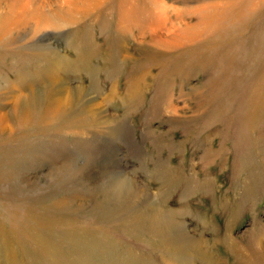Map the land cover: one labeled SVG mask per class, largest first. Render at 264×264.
<instances>
[{"label":"rangeland","instance_id":"374dc122","mask_svg":"<svg viewBox=\"0 0 264 264\" xmlns=\"http://www.w3.org/2000/svg\"><path fill=\"white\" fill-rule=\"evenodd\" d=\"M27 1L0 0V20ZM164 1L166 26L151 0H90L70 23L1 34L0 264H204L176 255L153 205L213 264H263L264 0ZM125 3L140 26L119 23ZM54 79L78 122L48 115ZM42 95L22 122L20 102Z\"/></svg>","mask_w":264,"mask_h":264},{"label":"bare ground","instance_id":"6f19581e","mask_svg":"<svg viewBox=\"0 0 264 264\" xmlns=\"http://www.w3.org/2000/svg\"><path fill=\"white\" fill-rule=\"evenodd\" d=\"M17 3H19V0H15ZM27 1V0H26ZM29 1V2H28ZM28 4H23L21 6L18 5H12L10 8V14H7L2 20H0V36L1 34L4 32H6V30L11 29L13 27H20L24 24L27 23L28 17H32L33 18H37V23L38 25H45V26H59L62 22H66V23H70L71 19H73V17L75 16L76 13H80L81 14L85 11L84 8L82 7L83 4H85L86 6L89 7V3L88 1L90 0H61V11H56L54 12V14L48 18H46L47 16L42 14L40 12V10H35V8L32 9V5L35 3H31V0H28ZM33 1V0H32ZM96 1V0H95ZM100 0H98L99 2ZM23 3V2H22ZM46 3V2H44ZM81 3V6H79V4ZM97 3V2H96ZM14 4V3H13ZM11 5V4H10ZM37 5V4H36ZM41 5V3H40ZM35 6V5H34ZM42 6V5H41ZM18 7V8H17ZM38 9V8H37ZM88 9V8H87ZM140 9V8H139ZM139 9H136L134 7H130L128 6L127 3L123 5H121V13H122V17H120V21L119 23H122L123 20H130L131 22L135 23V25L140 26V24H138L137 22L134 21L135 17L138 18V13H139ZM174 11L177 14V8L173 7V6H169L166 4V2L164 0H151V6L149 9V13L148 15H152L153 16V22L157 23L158 26L163 25L166 26L167 21H170L168 16H167V12L168 11ZM17 11V13L15 12ZM19 11V12H18ZM87 11V10H86ZM21 12V13H20ZM33 14V15H31ZM18 17L20 19H18ZM45 20L44 23H40V20ZM51 19H54V21H52ZM47 21V22H46ZM59 22V23H58ZM152 22V23H153ZM58 24V25H57ZM176 24V23H175ZM63 25V24H62ZM176 26V25H175ZM21 28V27H20ZM154 28H152L153 30ZM177 29V28H176ZM155 30V29H154ZM5 35V34H4ZM123 35V34H122ZM126 37V35L124 34L122 36V39L124 40V38ZM125 42V41H124ZM166 44V43H165ZM82 47V45H81ZM88 48V47H87ZM86 49V48H85ZM54 54H56L57 56H61V54L57 51H53ZM121 55L119 56V60L121 59H125L128 58L129 55L124 52V49H121ZM87 55V54H86ZM63 65L65 67H68L71 63V61H67L64 60L63 61ZM82 62V61H81ZM119 62V61H118ZM86 68H88V72L89 74L94 77V73L97 72L98 70L92 66H86ZM94 80V78L92 79ZM131 80V79H130ZM130 82V81H129ZM54 83V89L52 90V95L51 97H48L47 99L50 100L47 110H48V115H50L51 117H60L59 119H61L62 117H65L66 114L69 115V117L72 115H74L75 113L71 112V111H67V109L62 106L63 105V101L61 100V95L65 90H63V86L60 87L62 84L60 83V81H58V79H54L53 80ZM132 88L131 91H129V95H133L134 93L137 94V91H139V83L136 81H132ZM165 87V85H164ZM83 88V87H82ZM98 86L96 85V83L93 84V87L90 88L91 91L86 90L85 88L81 89L80 87V91L82 92L80 95H92L93 97L96 95L95 93L98 91ZM3 89V88H2ZM89 89V90H90ZM165 89V88H163ZM97 90V91H96ZM130 90V89H129ZM92 92V93H91ZM98 93V92H97ZM33 94V92H32ZM20 95V94H18ZM46 95V94H45ZM69 96L71 97V104L74 105V101H75V97L73 94H71L69 92ZM91 96V97H92ZM20 97V96H19ZM102 97V96H101ZM106 97V96H105ZM31 98H33V101L30 100H25L23 102H20L21 104L19 105V108H17V111H19V116L21 118L22 122H29L31 117H34V115H37L39 108L38 106H36L37 102L38 105L41 103V100L44 98V96H32ZM99 98V97H98ZM12 99V97L10 98ZM17 99V98H16ZM97 100V99H96ZM93 100V99H87V101L85 102L87 104L91 114L95 115L96 118H98V120L100 119V115H101V111H103L100 102L98 103V101ZM40 101V102H39ZM14 103V102H13ZM70 104V105H71ZM46 105V104H45ZM85 106V105H84ZM83 106V107H84ZM16 107H18L16 105ZM176 109V108H175ZM174 109V110H175ZM87 112V111H86ZM74 119H70L73 122H78V118L77 117H83L82 115L79 114H75L74 115ZM2 118H5L4 115L1 116ZM42 118V117H41ZM32 119V118H31ZM34 119V118H33ZM38 119V118H37ZM37 121V120H36ZM82 121V119L80 120V122ZM31 122V121H30ZM104 122H109L110 123V119H106L104 120ZM6 125V124H5ZM10 125V124H9ZM8 125V126H9ZM118 127H114L113 130L117 131ZM127 178H125L126 180ZM129 182V180H127ZM132 191V190H131ZM130 192V190H129ZM134 192V191H133ZM136 193V192H134ZM133 194V193H132ZM135 195V194H134ZM154 204V203H153ZM157 205H153V207H151L152 210V214L154 217V222L152 225H154L153 227H161L159 226L161 223L165 224V235L169 236V239L171 238L172 240L170 241V243L172 244H176L177 248H176V255L181 254V255H189L190 257L192 256H196L197 258H201L200 260L204 263V264H213L212 262V256L210 257L209 254L207 253H203L201 251V245L200 242L193 240L191 238L188 237H184L183 241L179 240V238H177L176 236H180L176 231H173L172 229L169 230L170 227V222L171 219H169V214L168 217L163 216V214L160 213V211L157 209L158 207H156ZM163 210V209H162ZM165 217V218H164ZM171 218V217H170ZM176 218V217H175ZM175 220V219H174ZM169 223V224H168ZM172 226L174 227V225L177 228H181V225L179 223H172ZM157 225V226H155ZM172 228V227H170ZM182 232V231H181ZM163 234V233H162ZM183 234V233H182ZM164 235V234H163ZM164 235V237L166 238V240H168V238ZM184 235V234H183ZM262 240V239H261ZM260 240V241H261ZM169 241V240H168ZM230 241V240H229ZM228 241V244H230ZM232 243V241H231ZM236 243V242H235ZM237 244V243H236ZM230 246V245H229ZM232 249H236L235 245L232 243ZM259 257V256H257ZM255 260V259H254ZM258 260V259H257ZM261 260V259H260ZM258 262V261H257ZM260 262V261H259ZM262 262L264 264V261L262 259Z\"/></svg>","mask_w":264,"mask_h":264}]
</instances>
